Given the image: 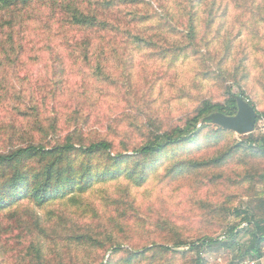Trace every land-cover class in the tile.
Returning a JSON list of instances; mask_svg holds the SVG:
<instances>
[{
	"label": "rangeland",
	"instance_id": "374dc122",
	"mask_svg": "<svg viewBox=\"0 0 264 264\" xmlns=\"http://www.w3.org/2000/svg\"><path fill=\"white\" fill-rule=\"evenodd\" d=\"M153 1L157 15L145 10V21L135 26L148 42L136 44L119 37L112 42L113 49L101 48L99 76L93 66L95 56L88 62L71 55L75 33L64 42L51 38L46 29L51 42H41L45 35L35 15L37 8L41 12L39 4L33 2L36 6L32 8L33 3L27 6L21 1L13 8L0 9V19L14 24L10 34L18 39L13 40L12 61L7 62L0 51V153L29 143H47L50 149L75 129H80L86 142L110 141L113 153L123 141L139 146L148 136L143 125L146 118L162 131L183 127L184 119L202 100L223 102L225 86L235 94L242 89L246 102L264 111V0H215L211 15L212 0H205L204 8L202 0H162L166 13ZM55 3L59 6L60 0ZM190 6L196 28L193 48L186 46L183 37L189 18L185 8ZM4 48L8 51V46ZM111 52L114 56L107 59ZM218 63L221 70L215 68ZM209 116L197 126L204 127L200 149L178 148L161 156L162 164L143 181L129 175L134 162L129 159L116 169V180L85 187L77 182L73 189L42 203L29 196L10 201L0 209V264H191L195 256L188 246L211 231L202 224L199 202L221 200L229 193L237 198L240 191L236 184L233 188L227 182L212 185L200 175L172 178L165 173L179 157L215 154L210 139L223 128L204 122ZM259 129L256 121L250 134H260ZM227 131L220 136L222 141L240 142L249 135ZM87 162L91 171L99 166L106 170L111 164L107 156L84 161L74 153L61 164V172L70 169L73 175ZM25 165L38 169L34 160ZM229 167L232 164L225 169ZM0 175L4 177L0 178V193H4L10 170L0 168ZM69 178L62 174V180ZM93 178L88 176L85 181ZM117 198L122 202L118 210L108 200ZM241 203L237 198L234 205L238 208ZM127 206L138 209L143 219L125 214ZM157 219L169 221L172 234L157 227ZM175 235L186 243L179 255L155 249L171 248ZM115 248L120 250L113 253ZM29 251L39 253L28 255ZM232 255L222 251L203 253L201 258L208 264H238Z\"/></svg>",
	"mask_w": 264,
	"mask_h": 264
},
{
	"label": "trees",
	"instance_id": "16d2710c",
	"mask_svg": "<svg viewBox=\"0 0 264 264\" xmlns=\"http://www.w3.org/2000/svg\"><path fill=\"white\" fill-rule=\"evenodd\" d=\"M29 6L37 3L40 5L41 12L37 8L35 15L37 18V26L41 29V35H45L41 42L50 43L51 39L46 34L49 29L51 38L58 40L65 39L68 41L71 32L75 33L73 40L75 41L71 55L81 56L88 62L95 60L96 75L101 73L99 56H101V48H111L113 41L119 37L123 40L135 42L136 44L147 43V38L135 27L145 21V10L153 13V0H60L57 6L56 0H0V9L13 8L18 2ZM215 0L209 4L208 14L215 12ZM239 1V0H236ZM178 2V0H177ZM205 0L201 1L202 8L206 6ZM34 3L32 8H34ZM159 3V4H158ZM21 4V5H22ZM157 4L161 9V13H166L162 0H157ZM44 9L45 11H43ZM188 20L185 23L186 46L193 48L195 25L191 16L193 7H186ZM160 13V14H161ZM153 14H156L154 12ZM30 15V14H29ZM28 16V12L23 14ZM212 17V21L214 20ZM264 17H262L263 19ZM0 51H2L7 62L12 61L15 53V45H13L12 23L0 19ZM8 26L9 28H7ZM55 29V34L53 33ZM47 35V36H46ZM16 40H18L16 38ZM14 42H17V41ZM8 46V51L5 50ZM113 49V47L111 48ZM79 51V52H78ZM111 52L107 59L114 56ZM216 64L215 68H222ZM219 66V67H218ZM4 75V72L1 73ZM219 74L223 76L220 71ZM225 100L223 102L212 103L209 100H202L198 108L186 117L183 121V127L176 126L168 130L162 131L158 129L150 119L146 118L143 124L146 128L148 136L143 144L135 145L131 140L120 143L119 151L113 153V144L110 141L92 140L86 142L81 135L80 129L70 131L64 138L62 143H55L47 149L46 144H27L25 147L9 150L6 153H0V168L10 170V175L6 178L4 185L5 192L0 193V209L10 205V201L19 200L23 196H29L37 203H42L50 198L59 196L67 189H73L74 184L78 182L79 186L85 187L104 184L109 181L116 180L119 175L116 169L127 163L129 159H134L131 167L130 176H136L137 182L143 181L145 176L152 172L156 165L162 164L161 156L166 155L178 148L188 150L192 147L200 149L201 133L204 127H197L199 122L212 113H221L226 116H233L237 111V98L245 101L243 90H238L235 94L230 88L225 86ZM256 112V121L264 120V111L259 112L254 105L248 102ZM37 117V116H36ZM37 125L41 121L35 119ZM41 130V129H40ZM229 133L227 130L218 129L210 139L214 143L212 151L213 156L205 158L197 157H179L167 166L165 173L176 178L180 175H200L208 183L218 185L220 183H228L238 185L239 201L242 205L235 207L234 202L237 199L232 193L223 194L221 200L212 202H199L202 212V224L210 229V233H206L199 237L196 242L188 246L189 253H194V260L191 264H208L202 258L203 253H220L228 251L233 253V260L239 262L245 259H262L264 257V137L260 134H249L242 137L240 142L232 140L222 141L221 135ZM78 146V149L76 148ZM254 147V148H253ZM132 153L130 156L127 153ZM78 153L85 160L99 155L107 156L111 161L110 166L105 170L99 166V170H90L92 165L87 162L83 167H77L78 171L73 175L70 169L61 172V164L67 162L68 156ZM111 154H114L112 157ZM126 154V155H123ZM168 157V156H167ZM34 160L38 169L33 166L27 167L25 162ZM83 163V162H82ZM232 164V169L226 167ZM125 167V166H124ZM105 170V171H104ZM94 172V173H93ZM149 172V173H148ZM66 173L71 176L70 180H62V174ZM94 174V176H93ZM77 176L78 179L74 178ZM88 176L94 177L92 180L85 181ZM0 178H4L0 175ZM230 178V179H229ZM95 179V180H94ZM109 206L113 209H119L122 206L121 199H108ZM86 209V208H85ZM87 212H89L87 210ZM118 214L119 211H114ZM131 214L136 220H142L138 209L127 206L125 214ZM85 214V213H84ZM119 216H124L122 213ZM230 218H234V223L229 222ZM157 227L172 234L169 221L157 219L154 222ZM245 226H242V225ZM220 233L218 237H214L215 233ZM246 238V240L243 239ZM171 248L164 246L155 247L162 251L171 253V255H179L181 247L185 246L180 235H175V241ZM120 250L115 248L113 253ZM151 251V250H150ZM36 254L39 251H35ZM29 251L28 255L35 253ZM102 264V263H100Z\"/></svg>",
	"mask_w": 264,
	"mask_h": 264
},
{
	"label": "water",
	"instance_id": "95a60500",
	"mask_svg": "<svg viewBox=\"0 0 264 264\" xmlns=\"http://www.w3.org/2000/svg\"><path fill=\"white\" fill-rule=\"evenodd\" d=\"M204 122L213 123L242 136L253 132L256 123V112L246 101L237 98V111L234 116L216 113L206 118Z\"/></svg>",
	"mask_w": 264,
	"mask_h": 264
},
{
	"label": "built area",
	"instance_id": "2783aa9c",
	"mask_svg": "<svg viewBox=\"0 0 264 264\" xmlns=\"http://www.w3.org/2000/svg\"><path fill=\"white\" fill-rule=\"evenodd\" d=\"M258 126L260 128L259 129L260 135L264 137V120L263 119H260L258 121ZM242 226H245V225L243 224ZM239 264H264V262H263V258L262 259H250V258H248V259H245V260L239 262Z\"/></svg>",
	"mask_w": 264,
	"mask_h": 264
}]
</instances>
